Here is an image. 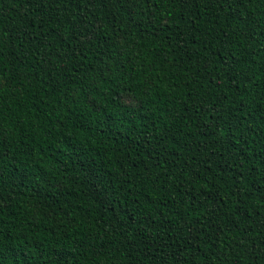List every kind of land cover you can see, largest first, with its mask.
I'll return each instance as SVG.
<instances>
[{"label":"trees","instance_id":"trees-1","mask_svg":"<svg viewBox=\"0 0 264 264\" xmlns=\"http://www.w3.org/2000/svg\"><path fill=\"white\" fill-rule=\"evenodd\" d=\"M0 264H264V0H0Z\"/></svg>","mask_w":264,"mask_h":264}]
</instances>
